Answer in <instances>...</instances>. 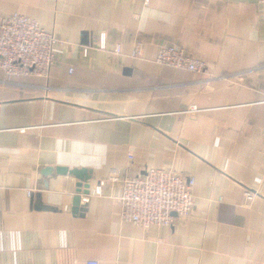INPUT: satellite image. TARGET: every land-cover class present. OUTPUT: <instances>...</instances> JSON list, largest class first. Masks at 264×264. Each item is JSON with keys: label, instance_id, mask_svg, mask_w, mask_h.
Instances as JSON below:
<instances>
[{"label": "crops", "instance_id": "crops-1", "mask_svg": "<svg viewBox=\"0 0 264 264\" xmlns=\"http://www.w3.org/2000/svg\"><path fill=\"white\" fill-rule=\"evenodd\" d=\"M14 13L59 43L47 82L0 72V264H264V3L0 0ZM167 47L207 72L154 63ZM43 166L90 171V194L110 168H166L194 178V206L143 229L106 185L73 215L77 180L38 190Z\"/></svg>", "mask_w": 264, "mask_h": 264}, {"label": "built area", "instance_id": "built-area-1", "mask_svg": "<svg viewBox=\"0 0 264 264\" xmlns=\"http://www.w3.org/2000/svg\"><path fill=\"white\" fill-rule=\"evenodd\" d=\"M258 3L263 4L264 0ZM58 43L59 40L43 30L37 21L17 13L8 15L0 20V72L7 79L38 78L47 82L56 64L54 49ZM100 49L104 50V45H100ZM140 50L141 44L137 43L129 57L139 59ZM107 53L122 56L119 46ZM154 63L188 73L207 72L205 61L192 58L175 47L160 50ZM42 89L48 90L47 85ZM187 112L198 110L192 107ZM128 158L131 160L132 156L129 154ZM106 185L119 187L120 220L143 229L171 228L176 219L188 217L194 206V178L166 168H148L134 176L118 167L110 168L107 177L98 181L91 194L83 199L81 196V200L86 202L89 196H101ZM244 196L250 201L254 195L245 191ZM85 264L98 263L90 260Z\"/></svg>", "mask_w": 264, "mask_h": 264}, {"label": "water", "instance_id": "water-1", "mask_svg": "<svg viewBox=\"0 0 264 264\" xmlns=\"http://www.w3.org/2000/svg\"><path fill=\"white\" fill-rule=\"evenodd\" d=\"M61 176V175H68L77 180L75 184L76 194L77 196L73 197L71 203V213L73 215L78 213H84L85 209L80 207L81 204V196H86L90 192V185H91V174L90 171L86 169H71L65 167H53V166H43L40 167L37 171V184L36 188L38 190H48V183L49 180L53 176ZM40 197V195H38ZM175 216V215H174Z\"/></svg>", "mask_w": 264, "mask_h": 264}, {"label": "rangeland", "instance_id": "rangeland-1", "mask_svg": "<svg viewBox=\"0 0 264 264\" xmlns=\"http://www.w3.org/2000/svg\"><path fill=\"white\" fill-rule=\"evenodd\" d=\"M42 86H44V84H43ZM250 201H251V200H250Z\"/></svg>", "mask_w": 264, "mask_h": 264}]
</instances>
